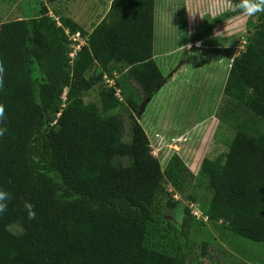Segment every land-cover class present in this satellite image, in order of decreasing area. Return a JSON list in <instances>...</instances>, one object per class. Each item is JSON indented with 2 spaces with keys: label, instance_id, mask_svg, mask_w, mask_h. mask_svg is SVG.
<instances>
[{
  "label": "trees",
  "instance_id": "trees-1",
  "mask_svg": "<svg viewBox=\"0 0 264 264\" xmlns=\"http://www.w3.org/2000/svg\"><path fill=\"white\" fill-rule=\"evenodd\" d=\"M261 1L238 0L235 12ZM153 6L111 0L109 23L85 35L65 19L57 25L44 5L0 28V264H184L182 250L167 253L149 239L156 194L163 184L170 197L182 191L189 171L176 156L160 168L131 115L136 103L124 93L121 103L112 86L99 90V107L61 100L64 89L87 91L114 74L141 98L153 96L163 80L152 58ZM75 32L85 40L69 63L67 37ZM122 41L127 55L137 43L143 61L128 66ZM91 67L98 73L84 79ZM221 92L234 135L221 163L201 162L211 197L198 209L231 235L264 243L262 21L231 61ZM183 211L178 229L186 231L194 217Z\"/></svg>",
  "mask_w": 264,
  "mask_h": 264
},
{
  "label": "rangeland",
  "instance_id": "rangeland-1",
  "mask_svg": "<svg viewBox=\"0 0 264 264\" xmlns=\"http://www.w3.org/2000/svg\"><path fill=\"white\" fill-rule=\"evenodd\" d=\"M105 2L0 0V28L24 18L27 8L37 10L44 5L48 17L57 25V21L65 19L85 35L96 25L95 18L103 12ZM237 2L154 0L152 53L164 81L140 111L131 113L146 135L149 155L157 160L160 168L176 156L189 171L182 191L176 193L175 202L165 184L156 194L152 209L157 220L149 239L158 250L167 253L182 250L184 264H264V243L237 238L221 223L193 218L186 231L178 229L185 217L183 209L188 211L187 206L191 204L203 210L211 197L207 179L200 171L201 162L221 163L234 135L228 124L229 114L225 116L222 86L231 61L239 57L244 46L252 40L255 26L261 21L264 23V1L235 12ZM64 31L67 34L66 29ZM80 37L85 40L83 35ZM70 44L68 40V51ZM127 44L120 42L118 50L126 64L142 62L144 58L137 43H132L135 47L128 55ZM97 73L98 69L91 67L83 78ZM107 80H111L115 98L121 103V93L136 103L137 108L145 99L122 74H114ZM104 81L102 79L87 91L64 89L61 100L67 103L79 99L83 105L99 107L98 92L109 85ZM118 113L122 115L125 140L127 113L123 110ZM261 131L264 133V125ZM9 230L14 233L16 227H9Z\"/></svg>",
  "mask_w": 264,
  "mask_h": 264
},
{
  "label": "built area",
  "instance_id": "built-area-1",
  "mask_svg": "<svg viewBox=\"0 0 264 264\" xmlns=\"http://www.w3.org/2000/svg\"><path fill=\"white\" fill-rule=\"evenodd\" d=\"M82 38L80 37L78 32H75L74 34L70 35V37L68 38V40H70L72 42V44L69 45V51L67 53L68 59H69V63L72 62V60L74 59L77 51H79L80 47L84 44V40H81ZM105 84H109L107 85L108 87H111V80H107L104 79ZM114 95L116 96V94L114 93ZM172 199L175 200L176 194H173ZM187 208L190 210L191 208L193 210H190L189 213L192 217H194L195 219H203L204 221H206V218L202 216L201 212L199 211V209L197 207H193L191 204L189 206H187Z\"/></svg>",
  "mask_w": 264,
  "mask_h": 264
},
{
  "label": "crops",
  "instance_id": "crops-1",
  "mask_svg": "<svg viewBox=\"0 0 264 264\" xmlns=\"http://www.w3.org/2000/svg\"><path fill=\"white\" fill-rule=\"evenodd\" d=\"M110 1L111 0H106V2H105V4H104V6H103V8H104V10H103V12L100 14V15H98V16H96V18H95V21H96V25L97 24H99V23H109V19H107V15H108V13L110 12ZM154 15H155V8H154V6H153V25H152V33H153V28H154ZM198 40H195L194 42H197ZM153 54V53H152ZM154 54H153V56H152V58L154 59Z\"/></svg>",
  "mask_w": 264,
  "mask_h": 264
},
{
  "label": "water",
  "instance_id": "water-1",
  "mask_svg": "<svg viewBox=\"0 0 264 264\" xmlns=\"http://www.w3.org/2000/svg\"><path fill=\"white\" fill-rule=\"evenodd\" d=\"M163 81H164V79L162 80V82H161L159 85H157V86L155 87V91L159 88V86L163 83ZM148 99H149V97H146V98L143 100V102L138 106V110H139V111L143 108L144 104L148 101Z\"/></svg>",
  "mask_w": 264,
  "mask_h": 264
}]
</instances>
